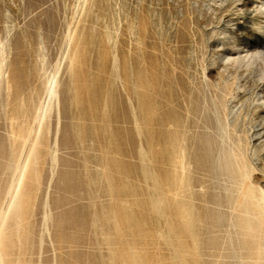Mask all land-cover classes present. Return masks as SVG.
Listing matches in <instances>:
<instances>
[{
  "label": "rangeland",
  "instance_id": "374dc122",
  "mask_svg": "<svg viewBox=\"0 0 264 264\" xmlns=\"http://www.w3.org/2000/svg\"><path fill=\"white\" fill-rule=\"evenodd\" d=\"M263 3L0 0V214L15 174L10 119L15 127L24 121L49 74H57L62 92L60 115L52 113L25 179L20 225L13 215L2 229L0 216V264H183L178 218L166 213V167L156 159L165 133L158 123L166 110L171 119L189 117L177 112L182 89L188 101L204 76L217 83L222 55L237 47L264 52ZM256 73L229 97V121L241 95L251 103L246 121L256 118L263 61ZM259 126L245 124L250 148ZM257 147L263 159L264 146ZM254 178L264 188L262 175ZM185 242L190 249L193 242ZM193 260L189 250L186 263Z\"/></svg>",
  "mask_w": 264,
  "mask_h": 264
},
{
  "label": "bare ground",
  "instance_id": "6f19581e",
  "mask_svg": "<svg viewBox=\"0 0 264 264\" xmlns=\"http://www.w3.org/2000/svg\"><path fill=\"white\" fill-rule=\"evenodd\" d=\"M264 3L259 7V17L264 20ZM259 31L264 33V23ZM5 44L0 40V77L6 74ZM222 55L221 74L217 83H210L204 76L201 89L185 100L187 89H182L177 112L187 113L188 118L171 119L170 110L158 125L165 129L159 138L164 149L156 159L165 165L166 213L177 215L182 242L183 264L187 253L196 257V264H216L220 260H236L238 264H264V188L255 180L260 173L264 179V88L253 100L252 110L256 118L246 121L250 99L234 96L239 110L229 121L227 103L231 94L244 91L241 79L252 76L264 52L256 49L234 48ZM257 74V73H256ZM258 80L264 74L257 75ZM8 86V76H5ZM61 85L57 74L48 75L43 93L33 99V109L23 115L16 127L10 119L7 134L12 139L10 160L14 176L7 191L6 210L1 212L2 229L9 217L14 215L15 225H20L21 205L25 179L37 159V147L44 130L50 134L52 113L59 117L61 108ZM252 111V116H254ZM242 117V119H240ZM260 124L253 137L256 144L249 147L245 124ZM59 118L55 134H59ZM54 134V145L56 135ZM255 163H260L258 169ZM173 197V206L170 204ZM193 244L190 249L186 240ZM204 240L199 248L195 243ZM202 250V251H200ZM0 253V263L2 262ZM198 262V263H197Z\"/></svg>",
  "mask_w": 264,
  "mask_h": 264
}]
</instances>
